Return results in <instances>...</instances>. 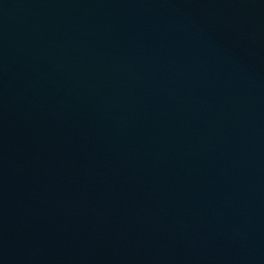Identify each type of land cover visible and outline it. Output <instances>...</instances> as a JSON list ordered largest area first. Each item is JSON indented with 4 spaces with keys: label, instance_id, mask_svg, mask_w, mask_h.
<instances>
[{
    "label": "water",
    "instance_id": "obj_1",
    "mask_svg": "<svg viewBox=\"0 0 264 264\" xmlns=\"http://www.w3.org/2000/svg\"><path fill=\"white\" fill-rule=\"evenodd\" d=\"M0 264H264V0H0Z\"/></svg>",
    "mask_w": 264,
    "mask_h": 264
}]
</instances>
